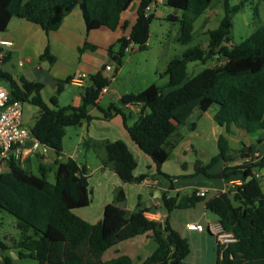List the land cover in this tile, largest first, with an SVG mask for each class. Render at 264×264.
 Masks as SVG:
<instances>
[{
  "label": "trees",
  "instance_id": "trees-1",
  "mask_svg": "<svg viewBox=\"0 0 264 264\" xmlns=\"http://www.w3.org/2000/svg\"><path fill=\"white\" fill-rule=\"evenodd\" d=\"M132 0H0V30H4L12 18L24 19L41 27L46 32L58 29L64 17L73 8L82 13L86 31L100 27L115 30L121 13ZM264 3V0H259ZM151 0H139L136 18L129 34L120 36L108 49L114 62L113 74L108 77L100 70L89 76L90 83L81 87L79 105L57 104V95L64 84L72 78L56 81L55 94L50 97L52 107L45 103L40 91L43 83L30 81L23 75H13L0 70V78L7 82L10 100L30 102L37 106L38 113L30 127L31 137L48 146L60 155L63 137L68 126H79L90 116L89 105H97L102 88L122 65L125 52L135 46L145 50L148 46L150 23L154 19L145 8ZM211 0H165V5L181 11L178 18L180 34L177 41L188 44L193 40L194 21L207 9ZM243 1L230 5L223 0V17L217 27L208 29L206 48L189 46L178 56L167 62L159 74L166 77L163 84L150 83L139 92H130L120 97L121 105L137 103L138 116L132 124L128 117L115 105L103 110L104 117L119 113L132 141L150 157L154 164L152 176L164 180L167 189L161 191L159 200L167 211L162 220L148 218L145 213L151 208L133 210L121 208L118 202L125 200V191L118 187L111 203L106 204L100 220L90 223L74 213V209L88 206L92 191L88 183L87 169L72 158L56 161L54 166L40 162L38 174L31 171L29 162L20 164L9 157L0 171V209L15 219L14 227L18 239L10 244L0 240V264H13L9 254L36 260L37 264H134L125 253L104 260L103 254L121 241L141 234H148L155 242L152 252L140 258L138 264H192L186 260L190 253L189 240L182 236L170 223L169 213L175 209L193 208L203 201L205 209L217 216L220 228L230 232L233 239L220 243L216 239V257L212 264H264V176H256L255 169L264 164V152L260 158L252 156L254 149L242 144L232 149L225 136L217 138L218 152L208 164L195 163L194 173L209 178H239L240 184L233 190L218 191L207 197L199 190L183 194H171L173 179L162 172V164L174 149V136L184 125L188 130L195 128L196 113L201 116L212 105H216L213 120L247 133L264 130V23L237 44H228L232 26L231 14L239 10ZM176 19V18H173ZM95 46L85 41L79 48L81 54ZM217 64L204 67L187 76L189 62L206 63L216 57ZM55 58L48 46L39 59ZM9 59L5 53L3 61ZM105 69V67L103 68ZM86 143V140H84ZM256 143L264 149V136ZM105 149L113 161V170L126 183H139L150 177L146 173L134 174L136 160L122 140L107 141ZM37 157H42L37 155ZM241 160L237 164L228 163ZM222 160L224 167L217 174L207 170ZM53 173L49 180L48 173ZM161 185V184H159Z\"/></svg>",
  "mask_w": 264,
  "mask_h": 264
},
{
  "label": "crops",
  "instance_id": "crops-1",
  "mask_svg": "<svg viewBox=\"0 0 264 264\" xmlns=\"http://www.w3.org/2000/svg\"><path fill=\"white\" fill-rule=\"evenodd\" d=\"M138 5H139V0L131 1L129 6L121 13L119 24L115 30H110L106 27H100L87 32L84 25L82 13L78 7L73 8L68 14L65 15L58 29L49 32L44 31L43 29H41L40 26L33 24L29 21H26L24 19L12 18L8 22L6 28L4 30H0V39L10 40L12 42V44L9 47L5 48L6 53H9V59L7 61H3L2 63H0V70L7 72L16 78L19 77L20 75H23L25 77V73H27L34 67H41L43 69L48 70V73L52 77L54 83L52 84L43 83V87L41 91L45 90L50 99V97L55 94L57 88L56 81L58 80L60 81L63 78L59 75L56 68L50 66H44L43 64L37 62L38 56H40L42 50H44L45 47L48 46L49 51L55 57L56 62L64 61L65 64L69 66V69L66 73V78L71 76L72 78L80 79L79 83H75V82L73 83L69 81V83L64 84L63 86L64 89L69 86L75 88V90H73L72 95L70 97L71 98L70 103L64 105H68V104L79 105L81 103V87L89 85L90 83L89 76L91 74H94L100 70H103L104 75L108 77H110L113 74L115 64L108 56L107 49L120 36L122 35L127 36L129 34L130 28L136 18ZM151 12L153 13L154 18L158 16L169 20H178L179 18V15H177L176 13L173 14V12L169 10V7L165 5V0L157 2L155 6L151 9ZM85 41L94 45L95 48L86 49L84 52L80 54L78 52V48ZM136 49L137 48L135 46H131L125 52V54L128 52H133ZM13 55L14 56L17 55L19 57L24 56L25 58L24 62H22L21 59H18L19 60L18 63L21 62V64L18 65L22 67L25 63L28 64V68L23 70L21 69L20 71L11 70L6 63L8 61L11 62V60H13ZM33 61H35V63H33ZM110 62H112L113 64L111 65ZM130 62H131V55L127 56L126 59L124 55L122 65L119 67L115 75L111 78V82L107 86L106 92L102 93L97 105H89L87 107V112L90 118L87 121L83 122L81 125H79L80 137L82 140H86V143L83 142L82 144L84 145L85 148L91 150L90 152L94 154L95 160H93V158L91 157L85 156L83 160H81L80 162L78 161L79 165H84L87 169L88 183L92 191V199L88 206L74 209V213L90 223H95L102 218L104 207L106 206V204L112 202L111 201L112 191L116 186H122L123 188H127V190L129 191L134 189L133 191L136 194V197H135L134 206L132 208H135L137 203L139 202L141 207L151 208L148 212L156 214L158 216V220L164 219L167 215L166 210L164 211L160 210L161 203L159 200L161 191L166 190L167 187L164 184V180L152 177L155 174V168L152 160L148 155L142 152L139 149V147L132 141L124 126V120L121 114L119 113L112 114L107 118L104 117L103 115V110L107 109L108 106H110V104H113L128 116L126 118L127 124H132L136 120L138 116V112L140 110L139 104L137 103H132L128 105L120 104V97L122 95L130 92H134L132 90V88H134L133 84H130L125 79L126 78L125 69L127 67V63L129 65ZM107 65L111 67L108 70L106 69ZM104 67L105 69H103ZM19 72H22V74H20ZM83 78L88 79L89 83L85 82ZM0 86L7 87V82L4 79L0 78ZM146 86L147 85H145V87ZM57 104H58V98H57ZM205 113H208V110L203 114ZM213 114L211 115V119H212L211 128L213 133L217 132L220 136L222 135L221 134L222 129H225V132L227 131L225 126L219 125L217 122L213 120ZM196 126L197 123L195 122V128L193 130L196 129ZM185 130L188 129L185 128ZM227 133L228 136L226 139L229 143V146L232 149L238 150L239 148H241L242 144H245L247 146L252 147V149L254 150H260L261 154L264 152L262 145L256 143V139L263 137L264 132L252 133L254 135L253 138L250 137L251 134L248 135L247 133L235 128L234 126H230L229 131ZM114 140H122L127 145L132 155L135 158H137L134 174L139 175L142 173H146L150 177L144 179L139 183H126L120 179V177L113 170L114 163L108 158L105 149L106 142L114 141ZM173 141H174V149L172 151V154L176 156H180V154L186 155L188 152H190L191 154H196L197 150L200 149V148L197 149V147L194 144H192V142L190 143V140L187 141L186 133L182 128H180L177 135L174 136ZM75 149H77V146L75 147ZM62 152L63 149L60 155H57L54 153L53 150L49 148L45 157L42 156L40 158L37 157L38 154L36 155L27 154L26 155L27 158L25 159L24 162H29V165L31 167L30 164L31 157L34 156L36 157V159L38 158L40 160L39 161L37 159L39 162H44L51 166H54L57 160L58 161L64 160L61 155ZM217 152L215 153L212 152L210 155V159L215 154H217ZM65 155L66 157H72L74 159L78 158V155L74 153H66ZM198 161L201 160L198 158L193 160V163L191 164V167L189 168L188 172L194 173V166L195 163ZM240 161L241 160L237 159L236 161L228 163L227 165L237 164ZM179 164L184 169L186 161L183 159V157L179 158ZM163 165L164 163L161 166L162 172L171 176L169 173H167V171H165ZM143 166H145V169H143ZM214 167L215 169L212 167L211 171H207V172L209 174H217L221 172L224 167V162L220 160L217 163H215ZM255 173L258 174L259 176H264V164L258 167L257 169H255ZM50 174L52 175V180H53V173L50 172ZM206 178L210 180L219 179V181L198 182L196 185H190V186H192L194 189L204 191L205 195L207 196L209 191H212L213 192L212 195H213L218 191L233 190V187L235 185L240 184L241 182L239 178L224 179L221 177L209 178L207 176ZM180 188L181 187L177 185V179L175 177L173 179V188L170 190V193L171 194L180 193ZM125 196H126L125 200L122 202H118L120 205L118 204L117 205L121 208L132 210L126 207L125 204L127 200L126 191H125ZM95 202H96V207L94 208L93 205ZM202 208H203L202 216H199L198 219L181 217L182 230L179 231L176 228L175 229L182 236L186 237L188 240L189 237L192 238L198 237L200 241L204 240L205 242H209L208 236L202 234L204 230H206L208 232V235L214 238L213 241H215L214 232L220 229V226L217 221V216L205 209L204 202L202 204ZM172 212L173 211L169 213V221L173 226L172 218H171ZM190 223L197 224L198 226L201 227V230L188 229L187 225ZM14 224H15V219L13 218V220H11V226L13 229H15ZM18 238H19V232L16 229L14 232H12V235H9V233H2L0 231V240L7 244H10L12 239L15 240ZM151 241L152 238L148 234L137 235L135 237L121 241L118 244L109 248V249H113L112 250L113 255H111V257L107 259L116 256L118 253L128 254L133 259L134 258L132 255L133 253L138 259L137 262H135L133 259V262L134 264H138L140 258L146 257L154 249L155 244L153 246ZM122 243H125L128 246L130 245L131 249H127L129 251H126V249H121L120 247H118ZM215 245H216V241L214 245L210 241L212 257L204 264H212L214 262L216 257ZM109 249H107L106 251H108ZM130 251L132 253H130ZM23 259L25 258L20 259L18 257V263Z\"/></svg>",
  "mask_w": 264,
  "mask_h": 264
},
{
  "label": "rangeland",
  "instance_id": "rangeland-1",
  "mask_svg": "<svg viewBox=\"0 0 264 264\" xmlns=\"http://www.w3.org/2000/svg\"><path fill=\"white\" fill-rule=\"evenodd\" d=\"M240 1L241 0H229V4H238ZM242 1L243 4L239 8V10L231 14L232 26L228 34V44L239 43L246 36L251 34L257 27L264 23V3L259 0ZM169 10L172 11L173 14L176 13L180 17V10L174 9L172 7H169ZM223 15V0H211L207 9L194 21L192 32L193 40L188 44H182L176 40L180 34V26L178 21L169 20L160 16L154 18L150 23V34L148 38L147 48L145 50L136 49L133 52H128L125 54V59L127 56L131 55V62L129 63V65L127 63V67L125 69V79L130 84H133L134 88H132V90L134 91V93L142 90L145 85H148L150 83H165L167 81V78L161 77L159 76V74L165 69L167 62L170 60L171 57L180 55L182 51L189 46L199 45L202 48H206L208 44L207 30L217 27L219 20L223 17ZM216 58L217 56L210 59L205 64L197 61L189 62L187 64V76L189 77L193 74L198 73L204 67L217 64L218 61L216 60ZM18 59H21L22 62H24L25 60L24 56L19 57L17 55H13V60H11V62L8 61L6 63L7 66L14 71L27 69L28 64L24 63V65L21 67L18 65ZM37 62L43 64L44 66L56 68L59 75L63 78L62 80L66 78V73L69 69V66H67L64 61L56 62L55 60L54 63H50L47 58L39 59L38 56ZM33 63H35V61H33ZM110 64L112 65L113 63L110 62ZM19 73L22 74V72ZM84 80L85 82L89 83L88 79ZM73 90H75V88L69 86L63 89L58 94L57 98L59 106L70 103V97L72 95ZM40 94L43 101L52 107L47 92L45 90L40 91ZM215 110L216 105H212L208 109V113L203 114L201 117H196V113H194L186 123L195 119L197 123L195 130H185L186 127L184 125L181 127L186 133L187 141L190 140V143L192 142V144H194L197 149L200 148L199 150H197V153L191 154L190 152H188L186 155L180 154V156H176L171 153L170 157L164 162L163 168L165 169V171H167V173H169L171 176L176 177L177 185L181 187L180 194L191 192L194 188L190 185H196L198 182L219 181V179L210 180L206 178V176H204L203 174L188 172L194 159L198 158L201 160L202 165H206L209 162L211 153H215L218 151L216 140L219 134L217 132L213 133L211 128V115L214 113ZM37 113V106L33 105L30 102H22V126L27 129H30V127L34 123V119ZM262 132H264V130H262ZM221 134L226 138L228 136V133L225 132V129H222ZM250 137L254 138V135L251 134ZM83 142L84 140H82L80 137L79 126L66 127V132L63 137L62 143L63 152L61 155L63 159L67 158L65 155L66 153H74L78 155V158L75 157V160L77 162L83 160L85 156L91 157L93 158V160H95L94 154L90 152L91 150L84 147V145L82 144ZM76 146L77 149H75ZM254 152L261 154L260 150H254ZM181 157H183V159L186 161L184 169L179 164V158ZM37 159L33 156L31 157L30 161L31 171L34 174L39 173L38 166L40 160L38 159V161ZM134 159L137 162V158L134 157ZM214 166L215 164L212 166L215 169ZM212 167H210L207 171H211ZM143 169H145V166H143ZM48 176L49 179L52 180V175L50 173H48ZM118 187L126 191V207L133 210L134 208L132 207L134 206L136 197V194L133 191L134 189L129 191L127 190V188H123L122 186H116L112 191L111 201H113L115 196V189ZM212 193V191H209L207 197L211 196ZM117 204L120 205L119 203ZM202 204L203 201H200L194 208L173 210V212L171 213L173 227L181 231V217L198 219L199 216H202ZM93 206L94 208L96 207V202ZM160 210L164 211L165 209L160 206ZM11 220H13V217L7 212L0 209V231L2 233H9V235H12V232L15 231V229H13L11 226ZM202 234L208 236L209 242H205L204 240L200 241L198 237H189L190 254L186 257V260L192 264H204L212 257L210 241L214 245V238L208 235V232L206 230H204ZM151 242L154 246L155 242L153 240ZM118 247H120L121 249H126V251H129L127 249H131V246H128L125 243H122ZM112 250L113 249H109L108 251H105L103 259L111 257V255H113ZM130 253L132 252L130 251ZM132 255L134 257V261L137 262L138 259L136 258V256L133 253ZM18 264H37V262L34 259L25 258L21 260Z\"/></svg>",
  "mask_w": 264,
  "mask_h": 264
},
{
  "label": "built area",
  "instance_id": "built-area-1",
  "mask_svg": "<svg viewBox=\"0 0 264 264\" xmlns=\"http://www.w3.org/2000/svg\"><path fill=\"white\" fill-rule=\"evenodd\" d=\"M162 0H151L145 8L146 12L151 11L157 2ZM12 44L10 40L0 39V63L5 56V48ZM21 64V62H19ZM106 66V69H110ZM71 82L79 83V78H71ZM102 93L106 92L107 86H104ZM22 102L20 100H10L9 92L6 86H0V171L3 168L5 160L12 157L14 160L23 164L27 154H38L45 157L49 147L40 143L37 139L31 137L29 129L22 126ZM252 156L260 158V153L253 152ZM256 176H259L256 174ZM204 191L199 190L197 194L204 195ZM145 215L150 219L158 220V216L151 212ZM190 230H201V227L195 223L187 225ZM215 239L220 243H226L234 240L230 232H225L221 228L214 232Z\"/></svg>",
  "mask_w": 264,
  "mask_h": 264
},
{
  "label": "water",
  "instance_id": "water-1",
  "mask_svg": "<svg viewBox=\"0 0 264 264\" xmlns=\"http://www.w3.org/2000/svg\"><path fill=\"white\" fill-rule=\"evenodd\" d=\"M25 77L30 81H37L44 84H52L53 79L48 73V70L43 69L41 67H34L27 73H25ZM3 249H0V252H3ZM10 256L12 258L13 264H18V256L14 251H10Z\"/></svg>",
  "mask_w": 264,
  "mask_h": 264
}]
</instances>
